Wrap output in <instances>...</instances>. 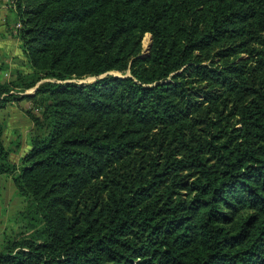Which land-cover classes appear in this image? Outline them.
Segmentation results:
<instances>
[{
	"label": "trees",
	"instance_id": "1",
	"mask_svg": "<svg viewBox=\"0 0 264 264\" xmlns=\"http://www.w3.org/2000/svg\"><path fill=\"white\" fill-rule=\"evenodd\" d=\"M9 4L34 132L16 162L0 118V264H264V0Z\"/></svg>",
	"mask_w": 264,
	"mask_h": 264
},
{
	"label": "rangeland",
	"instance_id": "2",
	"mask_svg": "<svg viewBox=\"0 0 264 264\" xmlns=\"http://www.w3.org/2000/svg\"><path fill=\"white\" fill-rule=\"evenodd\" d=\"M5 11H0V63H9V67H6L1 71L2 78L6 79L12 76V69L14 68H26L25 58L22 55L19 39L11 34V30L7 28L6 21H2V16ZM10 21L14 24L13 15ZM5 24V25H4ZM150 35V34H149ZM150 42V36L145 34L143 39L144 52ZM115 72V71H114ZM119 73V72H115ZM97 78L95 75L87 76L79 81H93ZM34 88L28 89L26 92H33ZM28 100L10 102L3 110L0 111V118L6 123L5 138L9 144L12 140L20 142V147L12 153V159L16 162L20 161V158L29 149V143L31 141V134L34 132V126L31 123V119L25 110V106L29 107ZM24 104H27L24 106ZM25 205L24 198L17 194L15 185L10 175H4L0 181V229L6 227L8 231L12 229H18L20 223L18 219L19 210L23 209Z\"/></svg>",
	"mask_w": 264,
	"mask_h": 264
},
{
	"label": "crops",
	"instance_id": "3",
	"mask_svg": "<svg viewBox=\"0 0 264 264\" xmlns=\"http://www.w3.org/2000/svg\"><path fill=\"white\" fill-rule=\"evenodd\" d=\"M9 2H10V0H0V11L1 10L5 11V13L3 15H1L2 16L1 22L5 21L6 18H9L10 13H12L9 9V6H10ZM11 16H12V14H11Z\"/></svg>",
	"mask_w": 264,
	"mask_h": 264
},
{
	"label": "water",
	"instance_id": "4",
	"mask_svg": "<svg viewBox=\"0 0 264 264\" xmlns=\"http://www.w3.org/2000/svg\"><path fill=\"white\" fill-rule=\"evenodd\" d=\"M148 33V32H147ZM150 34V42H149V44H148V46H147V48H146V52H150V50H151V47H152V43H153V35L151 34V33H149ZM36 87L37 86H35L34 87V90L36 89Z\"/></svg>",
	"mask_w": 264,
	"mask_h": 264
},
{
	"label": "built area",
	"instance_id": "5",
	"mask_svg": "<svg viewBox=\"0 0 264 264\" xmlns=\"http://www.w3.org/2000/svg\"><path fill=\"white\" fill-rule=\"evenodd\" d=\"M21 25V22H17V26H20Z\"/></svg>",
	"mask_w": 264,
	"mask_h": 264
}]
</instances>
